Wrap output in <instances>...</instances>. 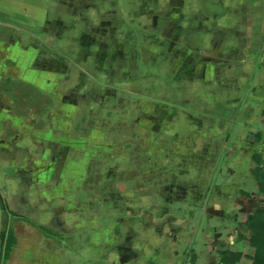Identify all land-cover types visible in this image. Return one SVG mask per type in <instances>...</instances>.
<instances>
[{"label": "crops", "instance_id": "obj_1", "mask_svg": "<svg viewBox=\"0 0 264 264\" xmlns=\"http://www.w3.org/2000/svg\"><path fill=\"white\" fill-rule=\"evenodd\" d=\"M88 15L97 22L87 21ZM36 34L53 50L44 57L46 62L39 55ZM19 45L25 51L34 48L36 62H59L63 74L55 93L65 95L75 86L81 88L85 78L90 79L79 72L82 68L92 80L155 102L171 114L184 107L186 144L188 150L192 147V158H202L204 169L219 176L229 174L232 179L230 184L219 183L202 171L207 178L202 190L210 193L222 185L234 192L236 213L248 220L264 213V0H0L1 188L9 165L3 157L11 160L28 153L50 129V123L36 125L39 118L34 111L36 94L50 110L51 93L39 91L18 74L14 52ZM68 62L71 66L63 67ZM199 141L202 146L198 149ZM46 150L44 147L41 153ZM195 167L197 176L201 167ZM191 179L197 199L201 189L195 186L196 178ZM39 191L22 189V198L27 199L26 207L22 206L34 208L32 214L13 208L5 195L17 215L9 219L17 241L0 264H216L220 251L227 248L243 253L237 264H252L257 253L256 246L247 244L248 238L240 237L247 235L240 229L248 231V227L239 224L241 228L236 225L220 235L217 252L205 249L196 257L188 251L180 255L173 242L166 248L157 233L144 236L124 229L125 219L113 232L112 243L105 246L99 243L98 231L77 234L80 242L67 250L45 240L40 245L34 233L49 241H64L66 236L42 225L44 217H36L41 212L49 217L58 213L44 194L35 193ZM190 206L197 209L194 222L198 228L200 214L211 213L195 200ZM220 213L221 218L229 219L228 214ZM18 216L59 237L46 236ZM5 221L0 206V261ZM20 221L36 232L21 234L13 225ZM195 229L191 231L194 236ZM184 233L179 230L177 239L184 241ZM67 255H73V261Z\"/></svg>", "mask_w": 264, "mask_h": 264}, {"label": "rangeland", "instance_id": "obj_2", "mask_svg": "<svg viewBox=\"0 0 264 264\" xmlns=\"http://www.w3.org/2000/svg\"><path fill=\"white\" fill-rule=\"evenodd\" d=\"M89 20L97 22L88 15ZM40 40L36 34L39 55L46 62L47 54L53 50ZM14 54L18 59L16 71L22 79L39 91L51 93L52 97L49 110L42 105L44 99L36 94L34 113L36 119L39 118L36 125L50 123V129L42 138H37L40 143L31 145L30 151L19 157L11 160L7 155L3 157L9 165L7 173L3 174L2 189L13 208L30 214L35 210L25 208L27 199L22 198L25 188L40 189L35 193L44 194L50 205L58 209L55 216H45L46 213L41 212L36 213V217H44L40 223L66 239L49 241L34 233L40 245L45 240L51 246L67 250L80 242L77 234L88 236L98 231L99 243L105 246L112 243L113 232L119 230L123 222L124 229L140 235L144 233V236L157 233L162 236L166 248L173 242L180 255L188 251L197 257L205 249L218 251L221 236L214 248L210 244L215 232L221 235L238 224L248 227L252 220L236 213L234 192L222 185L210 193L202 190L210 176L223 184H230L232 179L229 174H213L191 157L192 147L188 150L185 143L188 116L184 107L171 114L155 102L92 80L91 74L82 68H78L79 72H85L84 76L90 79L85 78L81 88L74 85L72 91L61 95L54 92L63 74L58 70L59 62H36V50L32 47L25 51L19 45ZM70 64L63 67L69 68ZM155 129L160 132L155 134ZM196 146L201 148V141ZM44 147L47 150L42 154ZM195 166L208 175H205L207 178L199 177L197 185L201 190L197 199L193 197L194 191L188 189L193 188L191 178H196ZM165 170L173 176L163 174L157 181L158 171ZM203 192L207 194L205 200ZM193 199L199 205L205 204L211 215L217 217L200 214L201 223L200 226L197 223V228L194 220L198 212L190 206ZM220 212L228 214L229 219L221 218ZM253 220L259 226L264 221V213H258ZM13 225L21 234L31 236V231L36 232L21 221ZM193 228L198 230L195 236L191 234ZM207 228L212 231L207 233ZM179 230L186 232L182 235L184 241L177 239L181 235ZM240 230L251 235L250 230ZM250 243L248 239L247 244ZM67 258L73 261L74 256L67 255Z\"/></svg>", "mask_w": 264, "mask_h": 264}, {"label": "trees", "instance_id": "obj_3", "mask_svg": "<svg viewBox=\"0 0 264 264\" xmlns=\"http://www.w3.org/2000/svg\"><path fill=\"white\" fill-rule=\"evenodd\" d=\"M154 131H155V134H158L160 132V130H156V129ZM154 143H156V141ZM185 143H186V140H185ZM154 149H155V147H154ZM196 160L198 161V163H200V164L202 163V158H197V159H195V161ZM199 168L200 167H198V169ZM163 174H164V176H167V175L173 176L172 173L168 174L166 172V170L163 172L158 171L157 181H159L158 179L163 178ZM199 177L205 178L201 169H200V171H198V175L196 176V179H195L196 188L199 187V186H197V184L199 183V179H200ZM0 206L2 208L4 215L6 216L5 227H4V230L2 232L3 241H4V252H3L2 260L0 261V262H4L9 257V255H10V253H11V251H12V249H13L14 245L16 244V241H17L16 237H15L14 229L10 226V221H9L11 216H17V215H16V213H14L10 210L8 202H7V198H6L5 193L1 187H0ZM18 217L22 218V219L28 221L29 223L33 224L34 226H36L39 229V231H41L46 236L53 237V238L59 237L58 235L53 234V232L51 230H49L48 228H46L42 225H39L36 222H34V221L24 217V216H18ZM248 229L251 231V235L250 236L240 235V237L241 238H248L251 242V245L257 247V253H256V256H255L252 264H264V221L262 224L257 226L255 221L252 220V221H250V223L248 225ZM242 257H243V253L233 252L227 248L223 251H220L218 262L216 264H237L242 259Z\"/></svg>", "mask_w": 264, "mask_h": 264}, {"label": "water", "instance_id": "obj_4", "mask_svg": "<svg viewBox=\"0 0 264 264\" xmlns=\"http://www.w3.org/2000/svg\"><path fill=\"white\" fill-rule=\"evenodd\" d=\"M220 234L216 233L215 236H214V241H213V245L216 246L217 245V241H218V238H219Z\"/></svg>", "mask_w": 264, "mask_h": 264}, {"label": "flooded vegetation", "instance_id": "obj_5", "mask_svg": "<svg viewBox=\"0 0 264 264\" xmlns=\"http://www.w3.org/2000/svg\"><path fill=\"white\" fill-rule=\"evenodd\" d=\"M189 190H193L194 191V189L193 188H188ZM186 193V192H185ZM217 233V232H216ZM214 236H215V234H214ZM214 241V240H213ZM213 241H212V244H213Z\"/></svg>", "mask_w": 264, "mask_h": 264}]
</instances>
